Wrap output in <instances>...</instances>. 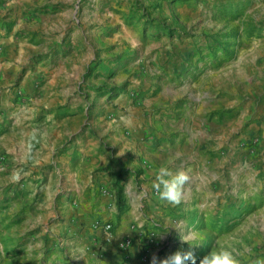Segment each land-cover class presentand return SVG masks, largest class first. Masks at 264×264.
<instances>
[{"label": "rangeland", "instance_id": "374dc122", "mask_svg": "<svg viewBox=\"0 0 264 264\" xmlns=\"http://www.w3.org/2000/svg\"><path fill=\"white\" fill-rule=\"evenodd\" d=\"M0 27L28 47L0 94L29 82L0 109V264H84L103 223L141 231L125 264L264 258V0H0ZM106 147L129 170L122 212L94 203L113 198ZM160 167L190 177L179 206Z\"/></svg>", "mask_w": 264, "mask_h": 264}, {"label": "crops", "instance_id": "0c3cea01", "mask_svg": "<svg viewBox=\"0 0 264 264\" xmlns=\"http://www.w3.org/2000/svg\"><path fill=\"white\" fill-rule=\"evenodd\" d=\"M22 4L23 2L21 1L14 5L11 4V6H13L14 9L17 6L21 8ZM25 44L26 42L16 35L15 29H11V31H8L7 33L5 32V29H0V87L3 84L9 85V80L13 79L20 69L21 58L25 57L24 49L28 48ZM28 86L29 82L26 80V77L21 79L15 91H12V89L10 91L9 88H7L9 86H4L6 89L2 94H0V109L1 106L3 107L9 104L12 105L16 100V97L17 100H19L21 97L17 96L18 92L24 91ZM115 154L117 155V153ZM119 157L122 158L121 155ZM99 160L102 166L106 164L108 160L107 149H104L103 152L100 153ZM95 161H97V158ZM109 184L111 186V174ZM112 193L113 198L111 199L110 193L108 194L104 191L99 194L97 193L94 203L100 207H105L106 204L109 205L110 202H112V206L115 209L116 207L113 189ZM74 215L78 217L84 215V208H79ZM125 230L126 231L124 232L122 230L116 231V234L112 235L110 239L106 238L107 232H105L101 227L95 230V235L99 237L98 240L94 239L93 234L89 235V237L87 236L88 234H85L84 238H82L83 241H81V247H77V250L81 249L82 256L89 254L84 258V264H125L124 259L126 257L125 255L127 254V251L125 248H121V242L126 239L131 240L133 243L141 240V234H137V232H141L140 230L129 227ZM129 251H132L131 248H129ZM73 255H77V253H74ZM73 260L76 261L77 257L75 256Z\"/></svg>", "mask_w": 264, "mask_h": 264}, {"label": "clouds", "instance_id": "9594fccd", "mask_svg": "<svg viewBox=\"0 0 264 264\" xmlns=\"http://www.w3.org/2000/svg\"><path fill=\"white\" fill-rule=\"evenodd\" d=\"M189 180V175L183 170L172 173L167 167H160L154 173L152 187L158 193L160 200L172 206H179L184 198V185ZM182 238L188 241L184 237ZM189 261L191 264H197L192 251L183 253L177 251L164 259H158L156 255L151 258V264H187ZM199 264H241V262L231 251L221 248L219 250L211 249L199 260ZM252 264H264V258H256Z\"/></svg>", "mask_w": 264, "mask_h": 264}, {"label": "trees", "instance_id": "16d2710c", "mask_svg": "<svg viewBox=\"0 0 264 264\" xmlns=\"http://www.w3.org/2000/svg\"><path fill=\"white\" fill-rule=\"evenodd\" d=\"M108 150V160L102 169L111 174V187L114 190L115 207L118 212H122L126 206V197L124 193L123 181L129 170L126 168L121 157L115 154L113 147H106Z\"/></svg>", "mask_w": 264, "mask_h": 264}, {"label": "built area", "instance_id": "2783aa9c", "mask_svg": "<svg viewBox=\"0 0 264 264\" xmlns=\"http://www.w3.org/2000/svg\"><path fill=\"white\" fill-rule=\"evenodd\" d=\"M101 228H102L105 232H107V236H106V238L110 239V238H111V235H108V231L110 230L111 225H110L109 223H103V224L101 225ZM124 243L128 244V243H129V239H126L125 242H121V245H124Z\"/></svg>", "mask_w": 264, "mask_h": 264}]
</instances>
